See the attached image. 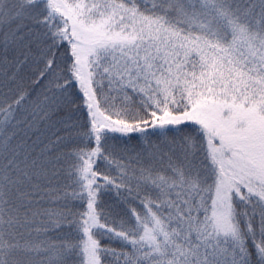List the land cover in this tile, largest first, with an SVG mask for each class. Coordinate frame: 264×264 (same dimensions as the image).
<instances>
[{"label":"snow or ice","instance_id":"6c2138e0","mask_svg":"<svg viewBox=\"0 0 264 264\" xmlns=\"http://www.w3.org/2000/svg\"><path fill=\"white\" fill-rule=\"evenodd\" d=\"M0 264H264V0H0Z\"/></svg>","mask_w":264,"mask_h":264}]
</instances>
